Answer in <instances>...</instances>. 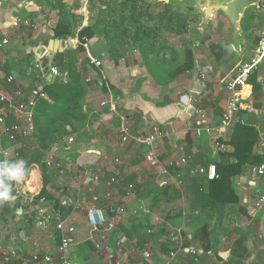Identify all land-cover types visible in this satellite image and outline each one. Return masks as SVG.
Returning <instances> with one entry per match:
<instances>
[{
    "label": "crops",
    "instance_id": "crops-1",
    "mask_svg": "<svg viewBox=\"0 0 264 264\" xmlns=\"http://www.w3.org/2000/svg\"><path fill=\"white\" fill-rule=\"evenodd\" d=\"M40 9L42 7L35 6L33 0H0V39L6 37L9 40L0 48V92L6 95L16 97V90L27 92L33 86L41 88L46 81L45 71L50 73L56 56L69 48L75 50L79 44L74 35L67 39L53 38L50 24L46 23L44 11L41 14ZM14 16L28 18L34 28L11 27ZM89 23L92 20L85 11L82 26ZM171 39L180 51L181 62L184 59L182 38ZM251 39L243 32L239 61H249L252 57L255 45ZM83 46L84 51L77 53L76 63L86 69L82 98L84 117L74 122L73 130L67 135L74 138L73 143H60L65 147L66 169L71 172L65 170L61 178L64 184L59 185V174L49 170L50 178L45 186L46 197L54 208L60 210L64 218L74 219L76 232L72 236L70 260L74 264H103L102 251L116 246L124 237V243L131 246L125 254L124 264H264V210L253 205L255 196L264 193V176H254L251 172V167L257 164H245L241 173L232 176L238 203L231 206L242 209L237 213L227 209L217 226L216 214L196 201V184L191 176L197 173L192 169L191 174L188 170L195 157L197 163L193 164L197 166L202 160L216 164L233 161L234 147L228 142L238 124L252 126L258 136L253 152L263 150L260 137L264 119L257 109H264V59L242 88L241 111L229 126H224L221 115L229 97L220 81L224 74L210 76L208 63L193 52V68L160 85L150 75L136 49L126 47L124 58L115 64L108 57L104 37L98 35ZM189 48L191 50L190 38ZM89 57L97 58L101 65H89ZM231 66L233 64L228 69ZM201 73L205 74L204 78L200 77ZM8 76L13 77L10 82ZM66 78L67 71L58 70L50 82ZM103 81L106 82L104 89L100 87ZM101 101L105 105H101ZM200 115L205 116L202 126L210 128V132L204 131L197 136L186 129V124L195 123ZM13 119V116L7 117L8 122ZM124 122L129 125L126 141L121 139L119 132ZM155 127L170 133L154 143L162 162L183 156L190 158L187 164L173 169L181 180L180 187L172 183L161 184L155 170L144 161L145 148L137 137L141 136L140 130L145 129L148 134ZM12 146L15 148V144ZM32 172H36L34 177ZM94 174L100 176V181L94 184L96 200H92L84 189L85 181ZM110 176L115 177L118 184L104 185ZM25 180L26 191H41L44 183L38 165L27 170ZM134 182L138 188L133 189ZM153 198L156 207L152 205ZM5 203H0V264H30L34 244L42 253H51L56 259L59 233L52 223L43 221L29 209L17 212L15 208H5ZM93 205L106 212L112 205H122L128 218H119L111 230L91 232L85 212ZM132 217L134 219L128 221ZM203 223L215 227L210 239L216 244L206 251L202 250L197 238ZM119 228L130 232V236L123 235ZM234 228H239L245 238L244 256H233L239 263L230 262L229 245L240 235ZM146 249L152 250L148 259L142 255Z\"/></svg>",
    "mask_w": 264,
    "mask_h": 264
},
{
    "label": "trees",
    "instance_id": "trees-1",
    "mask_svg": "<svg viewBox=\"0 0 264 264\" xmlns=\"http://www.w3.org/2000/svg\"><path fill=\"white\" fill-rule=\"evenodd\" d=\"M91 2L87 0L86 3L91 5ZM43 3L47 7L44 18L50 24L53 38L67 39L74 35L79 42L75 50L69 48L56 56L54 66L59 71L66 70L67 78L54 82L45 81L40 90L45 98L37 101L34 110V130L28 137L18 138L15 142L17 160L25 161V173L34 165L39 166L44 183L39 195L47 196L45 186L50 172L42 160L44 152L52 145L63 143V138L73 130L74 122L84 117L82 98L85 93L83 77L86 69L84 66H77L76 56L84 51L83 45L88 40L98 35L104 37L108 57L115 64L124 58L126 47L136 49L148 72L160 85L167 84L185 70H191L194 63L189 48L190 16L171 10L162 0H98L99 12L95 16L90 14L92 23L83 26V13L71 12L66 0H43ZM242 27L245 36L252 38V43L256 45L264 28L263 7H250L243 17ZM173 35L182 38L184 59L181 62L180 51L171 39ZM105 84L103 81L100 87L104 89ZM257 140L258 136L251 125L238 124L228 142L234 147V160L216 164L217 176L212 180L199 174L191 176V170L197 166L193 164L197 163L196 157L190 162L188 170L196 184V201L216 214V226L225 217L227 209L235 213L242 209L231 206L238 203L231 178L241 173L245 164H259L263 161V150L253 152ZM208 163L207 160L201 161L204 166ZM132 186L133 189L139 187L135 182ZM122 229L119 228L122 234L129 237L130 232ZM234 229L241 232L239 228ZM213 231L215 232V227L211 228L208 223H203L199 228L197 238L203 251L216 244L210 239ZM244 240L240 233L230 243V262L239 263L233 256H244ZM165 250L167 251L166 248Z\"/></svg>",
    "mask_w": 264,
    "mask_h": 264
},
{
    "label": "built area",
    "instance_id": "built-area-1",
    "mask_svg": "<svg viewBox=\"0 0 264 264\" xmlns=\"http://www.w3.org/2000/svg\"><path fill=\"white\" fill-rule=\"evenodd\" d=\"M11 27H19L23 30H32V25L28 19L14 16L11 20ZM9 40L4 37L0 39V48L6 46ZM264 59V29L261 32L260 39L253 49L252 57L249 61H239L237 64L231 66L224 76L221 78V82L225 90L229 93L227 105L224 112L221 115V121L224 126H229L234 117L242 109V88L246 84L247 78L252 71L256 69L259 63ZM88 64L98 67L101 65L100 60L94 57L88 58ZM51 74H57L58 69L55 66H51L49 69ZM205 74L201 73L200 77L204 78ZM13 79L12 76H8L7 80L10 82ZM88 80V79H87ZM40 87L33 86L27 92L20 90L15 91L16 97L6 95L0 92V161H16L17 154L14 147L18 138L23 139L28 137L34 130V110L37 101L42 98ZM101 105H105L104 101H101ZM259 115L264 119V109H257ZM8 116H13L14 119L11 122L7 121ZM205 121V116L200 115L195 123L189 122L186 124L187 130H192L197 136L201 135L204 131L210 132V128L202 126V122ZM121 139L126 141L129 136V125L124 122L119 129ZM169 131L161 130L155 127L150 133L145 136H138L137 140L144 146L143 158L149 168L154 169L156 177L161 181V184L172 183L176 187H180L181 180L173 173L174 168H178L187 164L190 160L189 157H181L180 159L162 162L155 149L154 143L159 138L168 137ZM262 149L264 152V131L260 137ZM66 145L73 143L74 138L69 135L63 138ZM220 149H223L222 144H219ZM63 150L65 147L61 144L53 145L44 152L43 162L47 170H56L59 174L58 184L63 185L64 172L69 171L66 169L68 163L64 162ZM194 173L204 176L207 180H212L217 176V165L214 162H209L208 165H199L193 168ZM251 172L254 176H264V159L259 164L251 167ZM74 173V172H73ZM25 176L19 181H12V195L14 199L6 201L5 208H15L21 211L29 209L36 215L42 218L47 223H52L53 228L59 233L58 244L56 248L57 257L53 258L51 253H42L37 244H34V252L30 258V264H74L70 260V248L73 241V234L76 232V225L74 219L71 217L64 218L60 210L54 208L53 203L43 195H39L40 191L28 192L24 189L23 184ZM91 180V181H90ZM89 181H85L84 189L91 195L92 200H96L94 194V184L100 181V176L94 174ZM106 186H112L118 184V180L110 176L104 182ZM131 187V185H129ZM67 203H70L68 200ZM253 205L257 209L264 210V193L257 194L253 200ZM127 215L126 209L122 205L110 206L109 212L104 211L97 206H90L86 209L85 217L88 224L91 226V232L99 231V229L111 230L114 228L116 221L119 218H124ZM26 227H28L25 224ZM24 239L26 235L23 236ZM118 245V243H117ZM98 246V245H97ZM192 251V250H191ZM152 254L151 249L142 251L144 258L148 259Z\"/></svg>",
    "mask_w": 264,
    "mask_h": 264
},
{
    "label": "water",
    "instance_id": "water-1",
    "mask_svg": "<svg viewBox=\"0 0 264 264\" xmlns=\"http://www.w3.org/2000/svg\"><path fill=\"white\" fill-rule=\"evenodd\" d=\"M164 1V0H163ZM173 11L186 16H196V22L188 24L190 47L193 54L207 63L209 75L227 72L228 66L237 64L242 50L244 32L242 20L250 7L263 6L264 0H165ZM49 62L48 65H50ZM50 82L53 74L46 73ZM146 135L145 129L139 131ZM17 212H21L17 209ZM28 225V224H26ZM122 237L114 247L102 251L103 264H124L125 254L131 250Z\"/></svg>",
    "mask_w": 264,
    "mask_h": 264
},
{
    "label": "clouds",
    "instance_id": "clouds-1",
    "mask_svg": "<svg viewBox=\"0 0 264 264\" xmlns=\"http://www.w3.org/2000/svg\"><path fill=\"white\" fill-rule=\"evenodd\" d=\"M25 175V161H0V203L14 199L12 181L19 182Z\"/></svg>",
    "mask_w": 264,
    "mask_h": 264
},
{
    "label": "rangeland",
    "instance_id": "rangeland-1",
    "mask_svg": "<svg viewBox=\"0 0 264 264\" xmlns=\"http://www.w3.org/2000/svg\"><path fill=\"white\" fill-rule=\"evenodd\" d=\"M34 1V5L35 6H40L42 7V10L45 12L47 10V7L45 6V4L43 3V0H33ZM85 1L87 0H69L68 1V6H69V10L75 14L81 12V13H84L86 11V13H88V15H92V16H95V14H97L99 12V9H100V5L98 3V0H91V5H88ZM163 1V0H162ZM164 2L166 3V1L164 0ZM79 5V6H78ZM86 9V10H85ZM91 9V10H90ZM172 10V8H170ZM42 10L40 9V13H42ZM22 17V16H20ZM23 18H26V17H23ZM28 19V18H26ZM190 22L189 23H192V22H196L197 21V17L196 16H190ZM30 22V20H29ZM31 23V22H30ZM46 23L48 24V21H46ZM20 29V28H19ZM173 39H175V41H178L177 40V36L173 35L172 36ZM26 182V180L24 181V183ZM176 189V188H174ZM155 198H153V206L156 207L157 206V202H155L154 200ZM124 207V206H123ZM151 207V206H150ZM125 208V207H124ZM126 209V208H125ZM127 211V210H126ZM127 215H128V212H127ZM127 215L125 217H127ZM128 218V217H127ZM207 218V217H206ZM132 219H134L133 217L128 221H132ZM209 219V218H207ZM213 219V218H212ZM226 220H229V217L226 218ZM133 225V224H132ZM116 235V231H115V234L114 236ZM112 241H113V235H112Z\"/></svg>",
    "mask_w": 264,
    "mask_h": 264
},
{
    "label": "bare ground",
    "instance_id": "bare-ground-1",
    "mask_svg": "<svg viewBox=\"0 0 264 264\" xmlns=\"http://www.w3.org/2000/svg\"><path fill=\"white\" fill-rule=\"evenodd\" d=\"M35 174H36V172H32V176L34 177L35 176ZM32 181V180H31ZM27 184H29V181L27 182Z\"/></svg>",
    "mask_w": 264,
    "mask_h": 264
}]
</instances>
